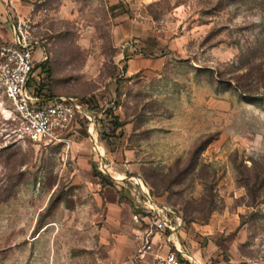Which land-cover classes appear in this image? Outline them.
I'll use <instances>...</instances> for the list:
<instances>
[{"label":"rangeland","instance_id":"1","mask_svg":"<svg viewBox=\"0 0 264 264\" xmlns=\"http://www.w3.org/2000/svg\"><path fill=\"white\" fill-rule=\"evenodd\" d=\"M13 2L89 117L30 141L0 94V264H151L142 191L200 263L264 264V0Z\"/></svg>","mask_w":264,"mask_h":264},{"label":"built area","instance_id":"2","mask_svg":"<svg viewBox=\"0 0 264 264\" xmlns=\"http://www.w3.org/2000/svg\"><path fill=\"white\" fill-rule=\"evenodd\" d=\"M1 4L0 94L12 109L14 132L35 142L60 139L78 112L88 116L86 103L72 96L50 95L41 86L34 71L47 58L45 38L36 34L30 12L19 14L13 0H1ZM142 193L144 203L133 213L139 225L135 257L150 259L151 264H202L179 241L173 210L153 201L148 191Z\"/></svg>","mask_w":264,"mask_h":264},{"label":"trees","instance_id":"3","mask_svg":"<svg viewBox=\"0 0 264 264\" xmlns=\"http://www.w3.org/2000/svg\"><path fill=\"white\" fill-rule=\"evenodd\" d=\"M40 84H41V86H43L47 90V87H48L47 80L42 79V81H40ZM50 95H52V94H50ZM84 100L90 102V99H88V98L87 99H84ZM112 120H113V123H112L113 124V127H112V129L115 130L118 126L121 125V121L118 120V117L117 116H114L112 118Z\"/></svg>","mask_w":264,"mask_h":264},{"label":"crops","instance_id":"4","mask_svg":"<svg viewBox=\"0 0 264 264\" xmlns=\"http://www.w3.org/2000/svg\"><path fill=\"white\" fill-rule=\"evenodd\" d=\"M1 5V4H0ZM1 12H2V7L0 6V14H1Z\"/></svg>","mask_w":264,"mask_h":264}]
</instances>
